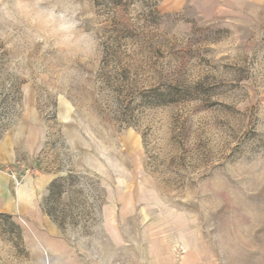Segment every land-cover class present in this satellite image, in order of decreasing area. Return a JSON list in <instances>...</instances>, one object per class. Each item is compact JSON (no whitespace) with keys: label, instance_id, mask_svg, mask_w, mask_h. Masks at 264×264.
Segmentation results:
<instances>
[{"label":"rangeland","instance_id":"374dc122","mask_svg":"<svg viewBox=\"0 0 264 264\" xmlns=\"http://www.w3.org/2000/svg\"><path fill=\"white\" fill-rule=\"evenodd\" d=\"M0 150V264H264V9L0 0Z\"/></svg>","mask_w":264,"mask_h":264},{"label":"crops","instance_id":"0c3cea01","mask_svg":"<svg viewBox=\"0 0 264 264\" xmlns=\"http://www.w3.org/2000/svg\"><path fill=\"white\" fill-rule=\"evenodd\" d=\"M188 3L202 15L210 16L226 8L235 9L240 3H247L264 9V0H167L169 9H181ZM13 155L0 150V161L10 162ZM54 176L41 173L15 179L0 171V212L20 217L35 225L44 227L49 233H58L59 226L44 211L42 201L47 195Z\"/></svg>","mask_w":264,"mask_h":264},{"label":"built area","instance_id":"2783aa9c","mask_svg":"<svg viewBox=\"0 0 264 264\" xmlns=\"http://www.w3.org/2000/svg\"><path fill=\"white\" fill-rule=\"evenodd\" d=\"M0 171H4L7 174H9L10 176H12L15 179H19L23 176H27L33 173L32 168L31 167H27V168H23L22 170H19L15 167H2L0 166Z\"/></svg>","mask_w":264,"mask_h":264},{"label":"trees","instance_id":"16d2710c","mask_svg":"<svg viewBox=\"0 0 264 264\" xmlns=\"http://www.w3.org/2000/svg\"><path fill=\"white\" fill-rule=\"evenodd\" d=\"M116 1H118V0H116ZM118 4V3H117Z\"/></svg>","mask_w":264,"mask_h":264}]
</instances>
